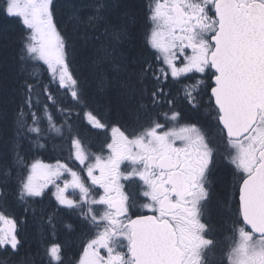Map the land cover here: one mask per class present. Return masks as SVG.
Instances as JSON below:
<instances>
[{
  "label": "snow or ice",
  "instance_id": "1",
  "mask_svg": "<svg viewBox=\"0 0 264 264\" xmlns=\"http://www.w3.org/2000/svg\"><path fill=\"white\" fill-rule=\"evenodd\" d=\"M5 4V13L22 17L30 30L21 59L43 61L53 80L71 89V97L79 103L82 91L69 68L53 0H5ZM94 7L95 14L87 17V23L103 24L107 5L101 2ZM149 20L148 43L166 68L153 70L148 65L146 71L152 73L156 86L147 95L153 107L170 106L169 112L156 114L163 116L164 123L148 114V105L141 103L146 120L140 123L137 115L138 130L126 134L113 127L101 154L92 153L68 122L71 110L59 107L52 94H47L46 99L64 117L58 126L48 104L35 91L40 78L35 77V84L26 81L24 107L16 118L17 136L34 133L36 146L42 148L45 132L61 138L67 133L70 160L83 166L85 175L59 159L54 164L36 159L19 180V198H43L51 192L58 205L76 212L92 229L75 264H264V0H152ZM125 35V25L113 26V39ZM189 73H207L212 81L207 87L214 100L215 135L198 123L182 122L181 112L160 86L169 75L189 78ZM203 84L185 86L184 98L193 106V93L199 95ZM38 106L40 115L35 110ZM88 115L96 127H106ZM218 158L234 167L237 222L224 255L210 261L208 254L216 241L208 235L206 205L209 176ZM16 159L24 165L19 152ZM9 174L5 172L0 183L6 184ZM132 182L145 202L137 203L126 190ZM70 191L78 198H72ZM4 195L0 188V197ZM20 243L17 220L0 211V247L15 251ZM63 253L60 243H52L45 250L48 264H64Z\"/></svg>",
  "mask_w": 264,
  "mask_h": 264
},
{
  "label": "trees",
  "instance_id": "2",
  "mask_svg": "<svg viewBox=\"0 0 264 264\" xmlns=\"http://www.w3.org/2000/svg\"><path fill=\"white\" fill-rule=\"evenodd\" d=\"M101 2L107 5L104 23L89 25L87 17L95 14L94 5ZM151 2L53 0V16L66 41L69 68L82 91L78 103L71 97V89L61 88L53 80L45 64L28 57L21 59L30 30L23 25L22 17L7 15L5 0H0V179L5 172L10 173L7 183H0L5 193L0 197V211L15 218L17 222L21 213H24V218L27 217L18 249L0 250V264H48L45 247L49 246L47 243L52 234L57 233L65 251L66 241L72 242L71 248L75 249L78 236L84 232L80 229L83 224L75 220L78 215L59 206L51 192H47L43 198H31L29 203L28 198L21 204L23 200L19 198V180L27 174L26 166L34 160L55 163L59 159L81 171L80 166L70 160L72 146L67 133L61 138L54 132H45V138L40 141L44 145L42 148L36 146L34 133L17 136L16 118L20 108L24 107L25 82L35 84V77L40 78L41 85L35 91L39 93L41 102L48 104L58 126L64 117L57 111V106L46 99L47 94H52L59 107L71 110L68 122L72 124L73 131L78 134L85 149L92 153L101 154L102 146L110 142L113 127H119L126 134L138 130L137 115L140 116V123L146 120L144 112L139 109L141 103L148 105V114L161 122L163 116L156 114L163 110L153 107L147 95L156 86L152 73L146 71L148 65L154 67L161 64L156 59V50L148 43ZM119 25L126 26V35L115 40L111 32L113 26ZM44 85L48 86L46 91ZM141 89L147 91L142 92ZM180 109L195 119H201L206 114L192 108ZM35 110L38 115L41 114L39 106ZM89 112L106 127L95 128L86 117ZM40 126L46 128V123L42 120ZM17 152L24 157V165L17 163ZM227 180V173L223 171L215 183L217 192L213 217L218 233L223 232L234 217L228 204ZM49 217H52L50 221ZM68 222L72 230L65 227ZM63 256L65 259V253Z\"/></svg>",
  "mask_w": 264,
  "mask_h": 264
},
{
  "label": "flooded vegetation",
  "instance_id": "3",
  "mask_svg": "<svg viewBox=\"0 0 264 264\" xmlns=\"http://www.w3.org/2000/svg\"><path fill=\"white\" fill-rule=\"evenodd\" d=\"M179 62V61H178ZM177 65H180L177 63ZM189 78H172L170 75L167 80L163 81L162 88L164 95L167 100H170L174 104V109L176 111L181 112V115L183 117L182 122L187 123H198L202 126H204L210 135H215L216 133V126H215V111L213 110L214 100L210 99L211 93L210 88L207 86L212 83L209 75L207 73L200 74V73H189L187 74ZM197 81H203L204 84L200 87L199 95H197L195 92L193 93L194 96H196V106H193L184 98V90L185 86H190L195 84ZM178 103V104H177ZM169 105L167 103H161L157 108H161L162 113L163 112H169ZM180 108H192L195 110H200L201 112H205L203 118L195 119L192 116L185 115ZM162 119V123H164ZM219 143H223L222 141H218ZM221 154H224V148L221 147L219 149ZM226 166L227 169L224 170V168H219V166ZM229 167V169H228ZM227 173V181L229 184V191H228V204L229 209L233 210L234 217L230 221V224H228L227 228L225 227L223 232H219L216 230V220L213 217V209L215 208V193L217 192L216 189V180L219 178V175L221 172ZM210 181V199L208 204L206 205V217L205 223H207L210 226V231L208 233L209 238H213L216 241V245L212 252L208 254V258L210 261L213 260H219L224 255V250H226L228 245V238L232 236V229L233 226L237 222V211H236V205H237V193H236V187H235V174H234V167L232 168L231 165L228 163L227 159H220L218 158V162L216 166L212 170V174L209 176ZM136 182L131 183V190L127 189V191L131 194L134 200L137 201V203H143L142 199L139 198V191L140 189L136 186ZM128 184L126 185V188H128ZM25 200L21 201V204L24 203ZM26 204V203H25ZM24 213H21L20 220L17 222V234L20 241H22V233L23 229L25 227L24 224L27 222V217H23ZM68 219V218H67ZM73 220V219H72ZM80 221L83 225L80 227L84 232L80 233L78 242H75V249L71 248L72 242L66 241V250L65 253V259L64 264H75L76 260L78 259V256L82 250V247L87 243V241L92 237V229L89 228L86 223L78 216L77 219ZM26 221V222H25ZM65 227H67L68 230H72L71 224L68 222ZM89 230V232H88ZM87 231V232H86ZM54 234H52L53 237ZM57 235V233H56ZM53 239V238H52ZM56 239V238H55ZM69 239V238H68ZM70 240V239H69ZM54 242V241H53ZM56 243H60L63 246V243L60 242L59 236L57 235V239L55 240ZM48 245V243H47ZM72 249V250H71ZM46 250V249H45ZM71 252L73 254V257H71ZM226 264V261H225Z\"/></svg>",
  "mask_w": 264,
  "mask_h": 264
},
{
  "label": "rangeland",
  "instance_id": "4",
  "mask_svg": "<svg viewBox=\"0 0 264 264\" xmlns=\"http://www.w3.org/2000/svg\"><path fill=\"white\" fill-rule=\"evenodd\" d=\"M41 62L44 64L43 61H41ZM177 63H179V62H177ZM45 65H46V64H45ZM46 66H47V65H46ZM151 66H152V65H151ZM177 66H180V65H177ZM161 67H165V68H166V66L163 65L162 62H161V65L157 64V66L154 65V67H152V68H154V70H155V69H159V68H161ZM49 71H50V70H49ZM51 74H52V73H51ZM156 74L159 75V72H157ZM162 83H163V81L161 82V85H160V86H162ZM159 105H160V104H159ZM169 114H170V113H169ZM86 117H87L88 121L91 122L92 125H93L95 128H97V129H102V128H98V127L95 126V121H93V120L91 119V117H90L88 114H87ZM163 121H164V120H163ZM30 122H31V120H29L28 123H30ZM111 134H112V133H111ZM106 154H107V153H106ZM106 154H105V155H106ZM44 163H46V162H44ZM30 164H31V163H30ZM30 164H29V165H30ZM47 164H54V163H47ZM76 164H78V162H76ZM78 165H79V164H78ZM70 166H71V165H70ZM79 166H80V165H79ZM71 167H72L75 171H77L73 166H71ZM82 167H83V166H80L81 169H82ZM231 167L233 168L232 165H231ZM219 168H225V165H224V166H219ZM122 170H125L123 165H122ZM78 172H80L82 176L85 175V173H84L83 171H78ZM86 183H87V182H86ZM126 185H127V184H126ZM128 186H129V187L126 188V190H127V189H130V190H131V183L128 184ZM136 186H137V185H136ZM52 190L54 191V189H52ZM46 193H47V192H46ZM69 195L72 196V198H74V199H77V198H78V196L73 195L71 191L69 192ZM30 199H31V198H29V199L27 200L28 203H29ZM59 206H60V205H59ZM63 207H64V206H63ZM69 211H70L71 213L74 212V211H71V210H69ZM74 213L77 214L76 212H74ZM77 215H78V214H77ZM48 221H50L49 218H48ZM55 238L57 239V235H56V234L53 235V239H52V237L48 239V241H49V244H48V245H49V246H50L52 243H56V242H55V240H56ZM53 241H54V242H53ZM8 248H10V246L0 247V250H5V249H8ZM46 248H47V247H45V249H46ZM45 258H46V256H45ZM47 258H48V257H47ZM48 259H49V258H48Z\"/></svg>",
  "mask_w": 264,
  "mask_h": 264
},
{
  "label": "bare ground",
  "instance_id": "5",
  "mask_svg": "<svg viewBox=\"0 0 264 264\" xmlns=\"http://www.w3.org/2000/svg\"><path fill=\"white\" fill-rule=\"evenodd\" d=\"M22 138V137H21ZM19 151L21 152V150L19 149ZM29 232V231H28ZM45 238H46V236H45Z\"/></svg>",
  "mask_w": 264,
  "mask_h": 264
}]
</instances>
